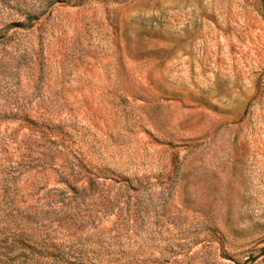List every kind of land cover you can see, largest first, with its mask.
<instances>
[{
    "label": "rangeland",
    "instance_id": "1",
    "mask_svg": "<svg viewBox=\"0 0 264 264\" xmlns=\"http://www.w3.org/2000/svg\"><path fill=\"white\" fill-rule=\"evenodd\" d=\"M0 264H264V0H0Z\"/></svg>",
    "mask_w": 264,
    "mask_h": 264
}]
</instances>
